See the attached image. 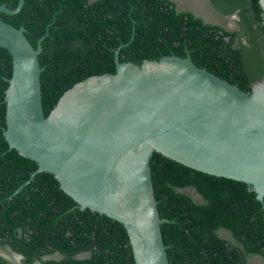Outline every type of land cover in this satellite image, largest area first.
Listing matches in <instances>:
<instances>
[{
	"label": "trees",
	"instance_id": "obj_1",
	"mask_svg": "<svg viewBox=\"0 0 264 264\" xmlns=\"http://www.w3.org/2000/svg\"><path fill=\"white\" fill-rule=\"evenodd\" d=\"M211 1L225 14L243 5L257 26L249 25L252 42L257 33L264 38L259 0ZM1 4L13 9L18 0ZM24 5V14L3 13L1 20L24 27L34 47L41 39L45 116L76 83L115 73L116 50L119 61L132 63L189 53L197 66L245 91L264 76L260 49L252 56L254 69L246 70L241 47L232 46L236 32L177 11L168 0H23L20 10ZM11 73V56L0 47V248L6 251L0 264H16L11 253L23 257L20 264H135L120 222L79 209L50 172H37L29 180L37 162L11 148L3 135ZM150 168L157 207L168 220L163 223L171 264L264 263V199L257 198L252 185L193 169L156 151ZM186 188L196 195L180 190ZM220 230L226 234L220 236Z\"/></svg>",
	"mask_w": 264,
	"mask_h": 264
},
{
	"label": "water",
	"instance_id": "obj_2",
	"mask_svg": "<svg viewBox=\"0 0 264 264\" xmlns=\"http://www.w3.org/2000/svg\"><path fill=\"white\" fill-rule=\"evenodd\" d=\"M22 5H0V47L12 63L3 135L37 162L29 180L50 172L79 209L120 222L135 264H171L168 220L157 207L151 177L154 151L244 181L263 202L264 78L245 91L189 55L132 63L119 61L116 50L115 73L76 83L45 116L41 39L34 47L24 27L1 20L3 13L24 14Z\"/></svg>",
	"mask_w": 264,
	"mask_h": 264
},
{
	"label": "flooded vegetation",
	"instance_id": "obj_3",
	"mask_svg": "<svg viewBox=\"0 0 264 264\" xmlns=\"http://www.w3.org/2000/svg\"><path fill=\"white\" fill-rule=\"evenodd\" d=\"M170 2H173L174 5H175V9L177 11H189L191 12L194 16L196 17H201V19L203 20L204 23L206 24H210V25H217V26H220L221 28H223L224 30L226 31H229V32H236L234 38H233V43H232V46L234 48H240L243 52V55L241 54L242 56V59H243V62H244V65H245V68H247L246 70L249 69V71H252V69H254V64H253V57L254 54H255V50H259L261 51V53L264 55V38L261 37L258 33H257V38H256V41L255 43L252 42V39H251V32L249 27H253V28H256V23L253 22V19H252V14L250 11H244V6L242 5V7L240 5H237L235 7V9L230 12V13H224L220 10L219 7H217L216 5H214L212 3L211 0H207L209 5L211 6V8L214 10V12H216L217 14L221 15L223 17V22H227L229 26H227L226 24L224 23H216V22H213V20L211 19V15L207 12H204V11H201V10H192L191 5H187V7L185 8H182L178 5V2L177 0H168ZM230 3V2H229ZM233 3H236V1H233ZM239 3H242V2H239ZM245 6H248V5H245ZM193 7V6H192ZM198 12L200 14H198ZM263 23H264V16H263ZM250 25V26H249ZM256 33V32H255ZM226 39L228 40L229 37H226ZM189 55V53H188ZM171 56V55H170ZM166 57V56H164ZM163 58V57H162ZM264 76L261 78L263 79ZM259 79V80H261ZM259 80H256L254 82H252L251 86L259 81ZM9 257L12 258V260L16 261V264H20L21 263V260H22V256L18 253H15V254H9ZM58 258L60 257L59 254H57L56 256H44L43 259H50V258ZM38 262H35V264H37Z\"/></svg>",
	"mask_w": 264,
	"mask_h": 264
},
{
	"label": "rangeland",
	"instance_id": "obj_4",
	"mask_svg": "<svg viewBox=\"0 0 264 264\" xmlns=\"http://www.w3.org/2000/svg\"><path fill=\"white\" fill-rule=\"evenodd\" d=\"M177 2H178V5L182 8L187 7V5H191L189 7H191L192 10L193 9L194 10H201V11L209 13L211 15V19L213 20V22L224 23L226 25L228 24L226 21L223 22V17L221 15L214 12V10L211 8V6L209 5L207 0H177ZM198 14H200V13L198 12ZM227 26H229V25H227ZM184 191L194 195L193 191H191L190 189H186ZM0 254L5 256L6 251L4 249L0 248ZM252 264H264V263L256 261V263L252 262Z\"/></svg>",
	"mask_w": 264,
	"mask_h": 264
}]
</instances>
